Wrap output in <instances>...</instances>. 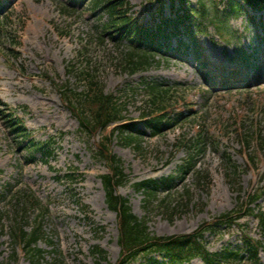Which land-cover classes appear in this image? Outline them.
<instances>
[{
    "label": "rangeland",
    "instance_id": "rangeland-1",
    "mask_svg": "<svg viewBox=\"0 0 264 264\" xmlns=\"http://www.w3.org/2000/svg\"><path fill=\"white\" fill-rule=\"evenodd\" d=\"M68 1L11 0L0 13V264H97L95 245L106 251L107 261L119 260L117 214L107 204L101 179L109 167L96 156L97 143L111 128L88 135L63 97L65 86L69 95L84 92L87 82L81 76L87 69L123 104L127 118L141 116L147 99L144 85L155 81L173 85L180 103L171 112L177 116L186 111L156 135L146 128L140 147L126 144L120 134L113 137V151L128 176L117 192L137 215L148 218L153 232L189 233L227 211L243 212L249 195L264 189V10H250L255 21L245 13L226 21L228 0H219L218 7L209 2V11L224 20L218 28L227 39L212 23L199 35L212 73H217L214 81H224L223 75L233 69L249 81L213 87L216 83L205 80L199 59L186 52L157 56L160 65L132 74L123 61L128 43L102 30L107 14L90 2L62 8ZM129 1L139 21L160 19V4L154 0ZM164 2L165 14L180 5ZM242 54L252 57L246 61ZM11 114L30 137L11 129ZM200 129L208 142L193 150L192 139ZM29 139L50 143L48 162L41 149L29 147ZM194 152L195 170L182 175L181 165L189 166ZM168 175L176 178L169 193L162 189L149 200L136 189L137 181ZM20 189L32 191L47 211L46 235L37 242L45 250L40 261L12 241L11 225L25 206L18 203ZM255 205L264 206V196ZM25 207L23 222L31 230L40 218L34 208ZM247 235L262 242L259 259L264 263V229L255 214L207 231L204 241L212 252L227 249L243 255L218 264H253L244 245ZM154 257L164 260L161 254ZM187 264L205 263L196 257Z\"/></svg>",
    "mask_w": 264,
    "mask_h": 264
},
{
    "label": "trees",
    "instance_id": "trees-1",
    "mask_svg": "<svg viewBox=\"0 0 264 264\" xmlns=\"http://www.w3.org/2000/svg\"><path fill=\"white\" fill-rule=\"evenodd\" d=\"M95 1L96 4L104 3L102 7L108 10V21L104 23V31L111 32L114 30L115 34H117L116 38L121 37L138 41L137 46L131 42L133 45L128 47L124 56L125 60H123L125 69L131 73L146 69L149 65L157 62L155 55L158 54V51H162L163 46H167L168 48L171 46L172 37H177L180 46L176 47V49H169L180 52V47L185 45L187 49L189 47L191 49L196 48L193 50L194 54H201V51L197 49L199 41L193 33L189 22L197 20L198 24L205 26L202 18L206 19L209 17L206 7L207 0L199 1L203 6L201 10L196 7H185L180 14L177 13L173 17H164L155 29L146 27L144 24H139L128 15L130 6L127 0ZM245 1L256 8H261L260 5L263 2V0ZM238 5L240 6L238 0L232 1L234 11L239 9ZM63 7L69 10L67 6L63 5ZM184 34H187L191 39V43L183 41ZM145 44L151 47H144ZM201 63L206 65L205 60H202ZM91 72L89 69L82 71L81 79H85L87 82V88L84 92L77 93L75 91L69 95L68 93L71 90L65 86L63 88V97L74 115L78 118L81 129L88 135H95V133L102 130L105 131L113 123L118 122V124L112 127L109 135L104 134L101 137L96 149V156L105 160L110 170V172L101 176L107 194V203L111 209L118 212V242L121 247V254L117 264H127L129 261L137 259L140 256H146L145 261H142L140 264H164V262H159L154 258L153 255L149 256L156 252L162 254L167 259L166 262L168 264H183L197 256L202 257L207 264H218L221 258L234 257L241 259L242 255L239 251L226 249L219 253L211 252L204 242V234L207 230L214 229L222 224H233L237 218L242 217L243 213L235 211L226 212L216 217L213 221H204L196 230L190 233L159 235L150 230L149 221L146 217L141 218L137 216L133 212L128 200L117 194V187L126 180V174L122 159L112 150V135L118 131L125 142H135L136 146L140 147V142L137 139L139 130L130 123H123L125 120L122 114L124 106H121L118 99L112 94L105 92L104 86L99 82L97 75ZM146 90L147 99L145 100L142 117L144 118L145 126L150 128L154 134H157L162 125L175 120V115L171 117L169 113L179 99L175 96V89L165 83H148ZM11 125L14 130L19 129L17 123L11 122ZM194 140V144L199 146L203 142L200 136ZM47 144L32 141V145L45 148V155L50 156L52 151ZM191 157L194 158L193 155ZM194 164V161H192L190 167L192 168ZM171 181L170 177H163L159 181L155 179L143 180L137 182L136 185L139 189L145 190L149 194L148 196L152 198L154 194L153 190L157 189L158 182L168 185ZM263 193L264 191L253 193L249 197V204L255 202ZM16 194H18L19 206L22 203L25 206L27 204L29 207L34 208L38 213L37 219L40 218V221L35 227L28 230L23 222L28 208L23 206L20 210L21 213L17 214L11 226L13 243L21 246L26 253L29 252L33 258L40 261L44 258L45 250L37 247V242L43 235H46V232L42 228L47 211L43 210L44 207H42L40 201L35 198V195L29 189H20ZM248 209L249 211L252 210L250 206L249 208L246 207L245 210ZM256 214L264 228V208H259ZM52 242L50 241V243ZM245 244L251 261L254 264H263L259 262L258 257L262 242L257 239L255 240L251 236H246ZM92 252L97 264H105L104 261L107 264H112L107 261L105 250L98 245L93 247Z\"/></svg>",
    "mask_w": 264,
    "mask_h": 264
}]
</instances>
